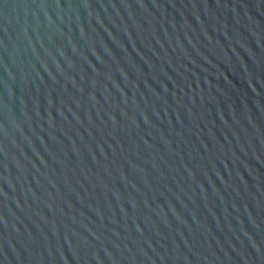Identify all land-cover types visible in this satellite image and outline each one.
I'll return each instance as SVG.
<instances>
[{
    "label": "water",
    "instance_id": "obj_1",
    "mask_svg": "<svg viewBox=\"0 0 264 264\" xmlns=\"http://www.w3.org/2000/svg\"><path fill=\"white\" fill-rule=\"evenodd\" d=\"M0 264H264V0H0Z\"/></svg>",
    "mask_w": 264,
    "mask_h": 264
}]
</instances>
